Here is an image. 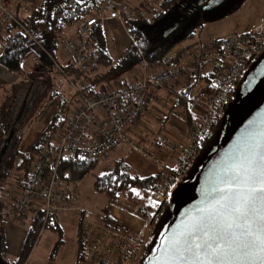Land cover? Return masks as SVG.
I'll list each match as a JSON object with an SVG mask.
<instances>
[{
	"label": "built area",
	"instance_id": "1",
	"mask_svg": "<svg viewBox=\"0 0 264 264\" xmlns=\"http://www.w3.org/2000/svg\"><path fill=\"white\" fill-rule=\"evenodd\" d=\"M33 4V0H0V34L7 24L19 23L15 6L20 13H26ZM106 7L110 16H120L117 7L110 3ZM97 20L93 15L80 20L75 36L64 39L68 67L91 68L98 50L89 35ZM263 50L264 15L258 25L242 32L204 42H178L163 61L143 60L138 73L112 86H102L86 94L83 83L76 85L78 105L67 111L63 124L51 133V145L33 154L26 170L17 171L6 184L0 214L26 227L27 214L38 206L44 208L45 220L61 212H79L86 245L83 264H136L148 237L90 218L87 209L79 203L77 181L60 178L57 172L60 161L64 157L75 162L94 161L126 142L159 167L156 173L159 179L151 193L161 201L168 199L173 188L184 180L203 141L230 104L238 80ZM58 68L66 75L64 67L58 65ZM211 71L215 73L212 79L203 78L182 96V90L187 89L192 79ZM157 89L171 94L168 99H160L162 106L170 107L171 97L181 96L187 107L180 112L183 124H177L167 134L155 135V149L151 150L146 145L138 146L134 136L144 129L140 119L147 111L148 102L159 99ZM132 211L144 218L153 212L141 203L135 204Z\"/></svg>",
	"mask_w": 264,
	"mask_h": 264
},
{
	"label": "trees",
	"instance_id": "2",
	"mask_svg": "<svg viewBox=\"0 0 264 264\" xmlns=\"http://www.w3.org/2000/svg\"><path fill=\"white\" fill-rule=\"evenodd\" d=\"M178 1L179 0H160L158 4L159 12L156 16L158 17L162 13H165L166 10ZM107 4L108 0H35L33 6L26 13H20L18 7L15 6L14 12L19 23L7 24L0 34V65L19 73L22 79L32 77L30 75L34 70H50L57 61V50L64 42V38L59 37V34H61L66 26L73 27L76 25L77 27L80 20L93 15L98 17V20L93 24L89 38L94 47L98 50V55L93 59L90 69L80 71H96V75L102 77L107 72L97 71L100 67L107 68V71L121 68L134 70V68L142 64L143 60L148 62L163 61L166 53L176 43L186 41L189 36H192L197 25L201 22V19H199L195 25L185 29L182 37L173 39L171 38L172 32L168 35H163L162 33L154 35L146 31L141 24L147 21V16L143 14L132 16L123 13L122 20L131 35L132 42L122 56L112 58L105 46L103 26L99 19L100 15L106 10ZM28 59L32 61L26 66L25 62ZM214 74L215 73L211 71L209 74H200L192 79L187 89L185 91L182 90V96L198 81L203 80V78L212 79ZM242 77L243 75L238 80L237 85L241 82ZM87 87L83 88L84 93L90 94L95 92L94 89L87 90ZM171 99L172 108L182 102L184 106L187 107L183 97H171ZM45 102L46 101L40 105L35 117H39L44 107H46ZM66 117L67 111L65 102L58 99L56 112L50 115L29 150L22 151L20 149V144L28 126L25 128H13L11 133H9L0 106V150L9 140L13 139L15 141L5 163L0 167V207L3 203L2 194L7 179L11 174L17 171L26 170L31 156L39 150L51 145V133L63 124ZM219 120L215 124L213 132L203 141V145L212 137ZM203 145L201 149H203ZM98 160L99 159L90 162H75L62 159L58 165L57 172L60 178L68 182L78 181L95 166ZM102 173L105 175H101ZM186 178L187 174L184 176V179ZM158 179L159 176L157 174L143 175L132 168L125 161L124 155L117 157L109 170L96 174L93 179V189L99 193H103L106 196L108 204L118 203L120 198H123L132 207L135 204L141 203L153 211L145 217L147 223L150 224V233L152 232V237H148L149 239H147L145 249L136 264H147L148 258L153 252L151 246L156 243L157 232L162 228L169 215L168 199L164 198L160 201L159 207H153L150 203L149 196ZM132 189H137L140 193L139 196L136 195ZM6 219L7 217L5 215L0 214V224ZM27 219L29 220V224L25 227L20 250L18 254L9 261V264H27L32 247L45 226H49L56 233V239L49 255L50 258L53 259L57 255L60 246L63 244L64 229L59 221L58 214H53L45 220L44 208L38 206L27 214ZM77 219L76 249L72 264H83L86 245L82 236L84 225L81 213H79ZM99 219L109 225L122 226L119 220L110 216L105 211ZM3 250V235L1 233L0 253Z\"/></svg>",
	"mask_w": 264,
	"mask_h": 264
},
{
	"label": "rangeland",
	"instance_id": "3",
	"mask_svg": "<svg viewBox=\"0 0 264 264\" xmlns=\"http://www.w3.org/2000/svg\"><path fill=\"white\" fill-rule=\"evenodd\" d=\"M198 1L199 0H179L166 10L165 13L157 17L156 14L159 12L158 6L157 12L149 15L147 21L143 22L141 26L154 35L158 33L163 34L166 30L177 26L171 33V38H177L183 35L188 25L194 24L201 19V22L194 30V34L189 36L186 41L199 40L204 42L213 37L227 36L231 32H242V30H246L253 25V22L264 13V0H222L207 9L198 5ZM263 55L264 54L261 56L263 57ZM261 56L257 60L261 59ZM65 57L61 58L57 56V63L55 62L53 68L47 70L48 72L43 73L34 70L30 75L32 77L21 80L11 95L0 103L9 133H11L13 128L34 126L35 123L33 122L42 124L43 121H41V117H35V114L44 101H46V105L49 104V100L53 99L55 95H60L59 100L61 99L65 102L66 111H69V109L77 103L79 93L75 90V86H79L84 81L87 73L73 68H69L66 75L62 73L58 65L68 62ZM25 63L26 66H28L29 59ZM67 75H69V79ZM90 76L92 77L95 90H99L103 82L116 77V72H110L100 78L96 77L95 74H91ZM34 94H36V97ZM169 96H171V94ZM240 98L241 86L236 85L232 95L230 111L233 110ZM54 100L58 102L57 98ZM159 104L160 105H157L159 114L165 113L167 107L162 106L160 102ZM183 107L184 103L182 102L174 106L173 111L179 112ZM223 116L226 118L225 114L221 115V117ZM224 118H220L212 137L205 143L203 149L194 158L187 173L188 178L195 177L200 172L203 163L209 159L210 155L222 143L225 126L227 125V121ZM144 120L148 124H153L158 121L150 113L145 114ZM14 144L15 141L11 139L0 150V167L5 163ZM23 148L25 147L23 146ZM121 154L122 147L119 145L111 153L100 158L95 166L87 172L82 179L76 182L79 203H82V205L86 207L90 218L99 219L108 204L106 196L93 189L92 183L94 176L109 170L112 167L114 159ZM16 173L17 172L10 175L6 184L12 181V177ZM122 202V208L125 209L129 215L134 214L132 206L123 198H120L118 203L121 204ZM78 215L79 213L76 211H66L58 214L59 221L65 231L64 241L61 245L59 255H56L53 259L49 257L56 239V233L49 226H45L32 247L27 264H72L76 249L75 232ZM121 224L130 232L135 233L134 229H132V225L128 224V222L122 221ZM1 233L2 224H0V236ZM151 233H149L150 237H152ZM148 235L142 236L148 237ZM11 259L12 257L6 255L3 251L0 253V264H9Z\"/></svg>",
	"mask_w": 264,
	"mask_h": 264
},
{
	"label": "snow or ice",
	"instance_id": "4",
	"mask_svg": "<svg viewBox=\"0 0 264 264\" xmlns=\"http://www.w3.org/2000/svg\"><path fill=\"white\" fill-rule=\"evenodd\" d=\"M165 240L162 264H264V142L230 155L203 203Z\"/></svg>",
	"mask_w": 264,
	"mask_h": 264
},
{
	"label": "crops",
	"instance_id": "5",
	"mask_svg": "<svg viewBox=\"0 0 264 264\" xmlns=\"http://www.w3.org/2000/svg\"><path fill=\"white\" fill-rule=\"evenodd\" d=\"M33 1L35 2V0ZM108 3L118 8V10L120 11V16L119 17L110 16L109 15L110 10L109 8H106L104 13L100 15L99 19L103 26L105 46L112 58H118L124 54V51L131 45V42H132L131 35L128 32L122 20V14L126 13L132 16L136 14H143L147 16L148 18L149 15L157 12V9H158L157 7H158V4L160 3V0H108ZM263 15L264 13H262V15L253 22L254 24L248 27L247 29L258 25ZM76 31H77L76 25L73 27H65L63 31L61 32V34H59V37H63L64 39L69 38V37H74L76 34ZM242 31H245V30H242ZM231 33H234V32H231ZM219 38H222V37H213L210 39H219ZM56 54L57 56H60L61 58L65 57V53L63 51V43L60 45ZM65 59L68 60V62L66 64L65 63L60 64V66L64 67L65 72H67L70 68L67 66L69 63V59L68 57H65ZM31 61L32 60L29 59V64L31 63ZM141 65L137 66V68H134V70H127L125 68H121V69L107 71V68L100 67L97 71H102V72L105 71L107 72L106 74L113 72V71L116 72V77H114L111 80H106L105 82H103L100 88L102 86L103 87L112 86L116 82L118 83L122 79H126L129 76H132L135 73H138L139 69L141 68ZM39 72L44 73L48 71L46 70V71H39ZM84 72H86L87 74L85 75V79L82 83L84 84L85 87L88 86L87 90L88 89L95 90L93 86V82H92V77L90 75L91 74L96 75V71L94 72L84 71ZM96 77H99V76L96 75ZM21 80L23 79L19 73L14 72L0 65V103L4 101V99H6L9 95H11V93L19 85ZM156 94L159 99H151L148 102V105H147L148 107H147V111L145 114L150 113L158 121L153 124H148L144 120V117H145V114H144L140 119V122L143 124L144 129H142V131H140L139 133H137V135L134 136V141L138 146L146 145L147 148L151 150L155 149L154 148L155 135L167 134L175 130V127L177 124L178 125L183 124L182 115L180 113L181 111L174 112L173 111L174 108H172L171 106L168 107L169 104L166 106L167 111L163 114L162 113L159 114L157 105H160L159 104L160 99H168L170 97L169 96L170 93L165 89H157ZM34 96L36 97V94H34ZM59 97L60 95H55L53 99L49 100L50 103L48 102L49 104H47L46 107H44V109L42 110L41 114L39 115L41 117L40 118L41 121H43L42 124L33 122L35 123L34 126L32 125L31 127L29 126L27 127L23 135L21 144H20V149L22 151L29 150V148L31 147L32 143L38 136L40 130L43 128L44 124L46 123L50 115L56 112L57 101L54 99L55 98L59 99ZM55 103H56L55 108L53 107L52 110H49V107L54 106ZM78 103H79V98L77 100V103L74 106H72L70 109L76 107ZM143 135L144 136L146 135V136L143 138ZM119 145L122 147L121 155H124L125 161L132 168H134L135 170H137L143 175H154L158 172L159 167L140 150H138L137 148H132L131 145H129L126 142L121 143ZM23 146L25 148H23ZM149 198L155 201H161L159 196H156L155 194H152V193H150ZM122 206H123V202L121 204L120 203L107 204V207L105 208V212H107L110 216L119 220L120 223L124 221V222H128V224H131L132 229H134L135 233L142 234V235H146V234L148 235L150 233V227H149L150 224L147 223V220L135 212H133L134 214L129 215L125 211V209L122 208ZM24 233H25V226L13 220H9V219L2 221V235H3V244H4L3 252L6 255L14 258L18 254L20 247H21ZM64 234H65V231H64ZM148 237L150 238V234L148 235ZM75 241H76V232H75ZM60 249H61V246H60ZM60 249L57 255L60 254V251H61ZM73 260L74 259H72V262Z\"/></svg>",
	"mask_w": 264,
	"mask_h": 264
},
{
	"label": "water",
	"instance_id": "6",
	"mask_svg": "<svg viewBox=\"0 0 264 264\" xmlns=\"http://www.w3.org/2000/svg\"><path fill=\"white\" fill-rule=\"evenodd\" d=\"M220 1L222 0H199L198 5L207 9ZM176 27L166 30L163 35L170 34ZM262 54L264 50L243 74L239 83L241 86L240 100L237 101L232 111H230V102L223 113L226 118L221 117L227 121L222 143L203 163L202 169L195 177H187L178 184L180 189L176 199L172 195L168 198L169 215L157 232L156 243L151 246L153 252L147 264H162L158 257L164 255L165 238L170 236L188 218L189 214L194 213L203 203L206 191L215 186L217 177L222 174L226 159L232 154L240 153L250 143L264 142V55L262 57ZM260 56L261 59L257 60Z\"/></svg>",
	"mask_w": 264,
	"mask_h": 264
},
{
	"label": "bare ground",
	"instance_id": "7",
	"mask_svg": "<svg viewBox=\"0 0 264 264\" xmlns=\"http://www.w3.org/2000/svg\"><path fill=\"white\" fill-rule=\"evenodd\" d=\"M185 187H186V186H185ZM179 189H180V186L176 185V186L173 188L172 192H171V195L174 196L175 199H176V196H177V194H178V192H179Z\"/></svg>",
	"mask_w": 264,
	"mask_h": 264
},
{
	"label": "flooded vegetation",
	"instance_id": "8",
	"mask_svg": "<svg viewBox=\"0 0 264 264\" xmlns=\"http://www.w3.org/2000/svg\"><path fill=\"white\" fill-rule=\"evenodd\" d=\"M210 138H211V137H210ZM210 138H209V139H210ZM204 145H205V144H204ZM204 145H203V147H204ZM201 150H202V149H201ZM201 150H200V151H201ZM200 151H199V152H200ZM198 154H199V153H198Z\"/></svg>",
	"mask_w": 264,
	"mask_h": 264
}]
</instances>
